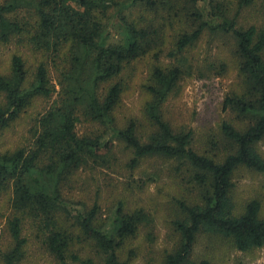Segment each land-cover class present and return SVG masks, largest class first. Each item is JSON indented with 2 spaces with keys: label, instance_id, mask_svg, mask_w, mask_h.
Segmentation results:
<instances>
[{
  "label": "trees",
  "instance_id": "16d2710c",
  "mask_svg": "<svg viewBox=\"0 0 264 264\" xmlns=\"http://www.w3.org/2000/svg\"><path fill=\"white\" fill-rule=\"evenodd\" d=\"M254 1L0 0V45L20 46L9 57L7 72L0 73V135L36 99L52 98L23 141L10 148L0 144V197H7V212L0 207V216L9 236L0 264L22 262L27 225L56 264H129L119 252L150 223L148 213L140 207L126 210L118 201L103 219L97 204L70 215L62 194L63 182L79 170L109 168L115 142L129 151V168L146 158L166 159L198 188L197 201L178 202L182 217L172 225L179 241L162 264H211L191 258L199 233L225 237L239 251L264 245L259 201L249 200L236 213L231 195L239 167L264 175V158L255 146L264 138V18L258 26H238L241 10ZM204 32L234 41L240 86L225 95L222 110L246 121L242 129L221 122L231 150L220 160L194 150L191 133L175 132L162 115L181 76L196 72L187 52ZM24 49L41 55L32 67ZM162 54L170 64L161 62ZM146 56L153 64L142 84L150 96L143 112L151 130L142 139L137 121L131 118L119 127L114 111L125 88L121 75ZM205 69L219 74L225 65L209 63ZM82 119L100 131L79 135ZM82 240L94 246L98 260L72 250Z\"/></svg>",
  "mask_w": 264,
  "mask_h": 264
},
{
  "label": "rangeland",
  "instance_id": "374dc122",
  "mask_svg": "<svg viewBox=\"0 0 264 264\" xmlns=\"http://www.w3.org/2000/svg\"><path fill=\"white\" fill-rule=\"evenodd\" d=\"M263 18L264 0H255L241 10L238 26L247 27L250 24L258 26ZM116 28L117 24L114 23L111 31L115 32ZM170 31H167L168 36L173 32ZM19 47L14 44L0 45V73L7 72L9 57L20 49ZM234 49V41L230 37L202 33L187 52L196 72L181 76L176 88L162 105L163 118L171 128L175 132H190L191 147L198 153L212 156L217 160L231 150L229 143L221 134V122L228 121L238 129L246 126V121L236 118L232 111L222 110L225 95L238 90L240 86V77L237 73L238 58ZM23 53L31 67L35 58L41 57L40 54H31L25 49ZM160 59L163 64H170V59L165 54H162ZM209 63H223L224 72L215 74L206 71L205 67ZM152 64L153 60L146 56L127 67L121 75L125 88L114 111L119 127L125 126L131 118L136 120L139 127L138 135L142 136V139L151 130L143 112V107L150 96L142 84L147 83L146 78ZM51 77L55 79V74L52 73ZM51 100L52 98L49 101L43 98L36 99L19 120L0 135V144L10 148L23 141L28 135V129L34 124L36 114L47 107ZM76 131L79 135L95 134L100 131V127L96 123L82 119L77 124ZM114 145L112 156L115 162L112 159L109 168L97 166L79 170L71 179L63 182L64 205L71 215L97 204L98 216L101 219L110 214V209L118 201L124 203L126 210L139 207L144 209L151 221L140 226L137 236L122 247L120 257L127 259L129 264H162L164 254L171 251L179 241L178 233L172 225L174 219L182 217L178 202L197 201L198 188L186 181L184 173L175 170L174 162L166 159L146 158L135 169L129 168L126 165L130 157L129 151L121 143L115 142ZM255 146L264 158V138ZM232 181L231 195L235 212L239 213L245 203L256 199L261 205L260 217H264V175L239 167L234 171ZM6 198L0 197L3 214L7 212ZM4 224L5 220L0 216L1 251L9 241ZM25 227L23 235L27 238V244L20 264H56L52 255L36 237L34 228L29 225ZM71 248L81 257L98 260L95 248L90 242L78 241ZM191 258L207 259L211 264H264V245L250 251H239L225 237L199 233L193 245Z\"/></svg>",
  "mask_w": 264,
  "mask_h": 264
}]
</instances>
